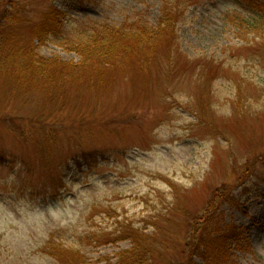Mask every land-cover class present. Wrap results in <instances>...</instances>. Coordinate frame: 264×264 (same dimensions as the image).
Wrapping results in <instances>:
<instances>
[{
	"label": "rangeland",
	"instance_id": "1",
	"mask_svg": "<svg viewBox=\"0 0 264 264\" xmlns=\"http://www.w3.org/2000/svg\"><path fill=\"white\" fill-rule=\"evenodd\" d=\"M163 2L182 11L171 51L100 84L22 68L28 25L0 41L14 65L0 61V264H121L131 230L169 264L192 232L231 226L230 264H264V23L239 22L250 12L238 0H29L25 15L54 3L72 38L153 27ZM57 43L33 48L79 62Z\"/></svg>",
	"mask_w": 264,
	"mask_h": 264
},
{
	"label": "trees",
	"instance_id": "2",
	"mask_svg": "<svg viewBox=\"0 0 264 264\" xmlns=\"http://www.w3.org/2000/svg\"><path fill=\"white\" fill-rule=\"evenodd\" d=\"M238 1L250 12L249 19L238 18L239 22L247 21L253 24L262 21L264 23L263 0ZM29 6V0H0V41L8 42L10 40V30L15 25H28L30 39L16 51V54L24 59L21 67L27 71L30 70L31 74H37L44 70L49 73L52 69L53 71L60 69L64 73L63 75L72 79L77 78L80 85L83 82L86 83L87 78L94 82L95 77L99 76L101 78L94 83L105 82L104 78L111 70H120L121 68L128 70L134 67L142 70L143 66L149 63L152 56L157 53L158 47L163 46L171 51L176 38L174 23L182 14L179 7L174 8L168 2H163L162 16L153 27H147L137 21L127 23L124 21L119 26L100 23L92 26V31L78 32L76 37L70 38L64 33L66 12L63 8L50 3L42 12L40 19L31 22L25 15ZM46 39H52L58 42L59 44H57L64 51L76 54L79 57V62L75 64L64 62L58 56L52 58L37 56L35 48H33L34 40L42 42ZM9 55V52H6L2 57L6 58ZM1 62L14 67L6 60ZM80 75L82 76L79 78ZM220 190L216 191L209 202L211 209L214 207V201L217 198L220 200V197L224 195V192L220 193ZM207 217L203 220L207 221ZM200 226L197 222L195 231H198ZM205 226L203 222V227ZM232 227L234 228L231 226L228 230L224 229L226 231L216 229L214 232H192L186 241L188 252L186 258L169 264H230L229 242L238 235ZM130 235L135 245L131 253L125 255L121 264H153L155 250L149 243V236L140 235L132 230ZM55 253L57 252L52 250V254L55 255ZM67 264H71L68 259Z\"/></svg>",
	"mask_w": 264,
	"mask_h": 264
}]
</instances>
